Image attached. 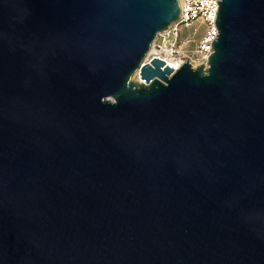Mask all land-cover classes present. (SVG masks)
Listing matches in <instances>:
<instances>
[{
    "label": "water",
    "instance_id": "1",
    "mask_svg": "<svg viewBox=\"0 0 264 264\" xmlns=\"http://www.w3.org/2000/svg\"><path fill=\"white\" fill-rule=\"evenodd\" d=\"M217 4L174 71L177 0H0V264H264V0Z\"/></svg>",
    "mask_w": 264,
    "mask_h": 264
},
{
    "label": "built area",
    "instance_id": "2",
    "mask_svg": "<svg viewBox=\"0 0 264 264\" xmlns=\"http://www.w3.org/2000/svg\"><path fill=\"white\" fill-rule=\"evenodd\" d=\"M179 5V18L173 23L166 31L161 33L158 37H161V44H156L158 50H162L166 44L171 49V56L183 64H189L192 69L203 65L207 68L208 57L212 53L211 43L216 40L217 29L215 25L216 13L218 11V0H177ZM203 26V31L199 34V29L195 27V24ZM189 29L190 36L184 40V47L182 52L178 50V39L181 29ZM197 38V44L193 53L187 54L184 48H188L189 41ZM158 39V38H157ZM184 53V54H183ZM188 59V61H187Z\"/></svg>",
    "mask_w": 264,
    "mask_h": 264
},
{
    "label": "bare ground",
    "instance_id": "3",
    "mask_svg": "<svg viewBox=\"0 0 264 264\" xmlns=\"http://www.w3.org/2000/svg\"><path fill=\"white\" fill-rule=\"evenodd\" d=\"M182 52V48L180 49V53ZM184 54V53H183ZM153 58H158L162 61H164V63L170 67L171 69H173L174 71L178 70L181 67V62L180 61H176L172 56H171V49L168 45H164L162 50H158L156 48V44L153 45L151 47V49L149 50L146 59L144 60L145 63L149 62L150 60H152ZM133 79L135 81H137L138 83H141L138 80L137 77V73L133 76Z\"/></svg>",
    "mask_w": 264,
    "mask_h": 264
},
{
    "label": "rangeland",
    "instance_id": "4",
    "mask_svg": "<svg viewBox=\"0 0 264 264\" xmlns=\"http://www.w3.org/2000/svg\"><path fill=\"white\" fill-rule=\"evenodd\" d=\"M194 26L197 27V28L199 29V34H201L202 31H203V29H204L203 26L199 25L198 23L195 24ZM190 31H191V28H189V29H184V28H182V29H181V33H179V39H178V42H177V44H178V50L181 49L182 47H184V45H185V44H184V40H185L186 37H188V36L191 35V34H190ZM204 32H205V31H203V33H204ZM203 33H202V34H203ZM161 40H162V38H161V37H158L156 43H157V44H161ZM196 44H197V38L190 40V41H189L188 48H184V51H187V53L184 54V55H187V54H191V53H193V50L195 49Z\"/></svg>",
    "mask_w": 264,
    "mask_h": 264
}]
</instances>
